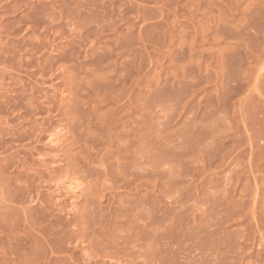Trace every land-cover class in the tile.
Here are the masks:
<instances>
[{
  "label": "rangeland",
  "instance_id": "374dc122",
  "mask_svg": "<svg viewBox=\"0 0 264 264\" xmlns=\"http://www.w3.org/2000/svg\"><path fill=\"white\" fill-rule=\"evenodd\" d=\"M0 167V264H264V0H0Z\"/></svg>",
  "mask_w": 264,
  "mask_h": 264
},
{
  "label": "crops",
  "instance_id": "0c3cea01",
  "mask_svg": "<svg viewBox=\"0 0 264 264\" xmlns=\"http://www.w3.org/2000/svg\"><path fill=\"white\" fill-rule=\"evenodd\" d=\"M0 170H1V167H0ZM3 212H4V211H3L2 207L0 206V221H2V220H1V217H2L1 214H2ZM20 212H21L20 208H18V207H14V208H13V213H14V215H15V214L18 215ZM5 220H6V221H9V218L6 217Z\"/></svg>",
  "mask_w": 264,
  "mask_h": 264
}]
</instances>
